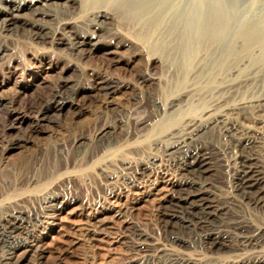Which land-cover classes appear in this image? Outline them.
I'll list each match as a JSON object with an SVG mask.
<instances>
[{
  "label": "bare ground",
  "instance_id": "bare-ground-1",
  "mask_svg": "<svg viewBox=\"0 0 264 264\" xmlns=\"http://www.w3.org/2000/svg\"><path fill=\"white\" fill-rule=\"evenodd\" d=\"M0 4L1 30L27 34L32 42L51 49L65 46L86 58L101 49L103 36L123 32L126 41L117 47L136 44L146 54L141 86L154 85L158 78L151 72L160 67L169 91L180 89L168 98V104L154 101L162 115L161 134L154 146L166 143L164 157L148 155L147 161L125 163L130 171L126 172L128 185L137 188L143 199L164 194L157 215L161 239L139 228H125L123 243L134 256L129 264H203L194 257L198 250L209 253L215 264H264V226L251 225L237 214L252 211L264 218V143L260 146L254 140V135L264 137V121L257 118L264 111V0H0ZM44 21L54 23V29H46L40 23ZM94 83L91 91L74 88L64 97L56 95L51 109L39 110L23 140L38 135L52 112H79V104L84 106L88 100L107 107V97L120 84L105 78ZM20 120L15 119L16 125ZM215 130L230 139L235 150L231 166L227 163L233 179L226 201L221 200L214 177L216 150L202 140ZM111 136L112 131L103 127L99 134L103 148L117 144ZM80 143L86 151L91 146ZM44 200L46 208H51L54 200L49 196ZM7 201L0 205V213L7 214H0V230L22 232L26 220ZM230 212L236 217H230ZM97 228L101 231L102 226ZM87 233L92 239L105 231ZM22 246L26 254L34 249ZM18 248L0 255V264H19Z\"/></svg>",
  "mask_w": 264,
  "mask_h": 264
},
{
  "label": "rangeland",
  "instance_id": "rangeland-1",
  "mask_svg": "<svg viewBox=\"0 0 264 264\" xmlns=\"http://www.w3.org/2000/svg\"><path fill=\"white\" fill-rule=\"evenodd\" d=\"M2 7L0 4V11ZM40 23H45L46 29H54L52 22ZM1 29L0 24V51L5 50L0 52V205L8 199L15 200L10 201L15 204L12 208L26 221L22 232L7 234L0 230V255L20 247L15 251V256L21 258L19 264L133 263L134 256L123 243L122 235L127 227H133L153 239H161L157 215L158 202L164 194L143 199L137 188L128 185L130 175L126 172L130 171L124 168L125 163L130 160L137 164L152 156H163L166 143L154 146L162 125L161 110L155 102L168 104V98L178 95L180 89L169 91L160 67L151 72L159 81L141 86L139 77L146 74L147 57L136 44L128 49L117 47L126 41L123 32L103 36L101 49L94 57L86 58L68 47L51 49L48 44L32 42L27 34ZM100 78L120 84L107 97V107L88 100L84 106L79 104V112L77 109L52 112L38 135L23 140L33 129L39 110L51 109L56 95L64 97L75 89L91 91ZM180 101L185 105V99ZM16 118L22 119L20 125H16ZM257 118L264 121V111ZM249 119L248 122L252 120ZM103 127L112 131V142L117 143L111 148H103L99 143ZM218 132L208 133L202 140L216 150L214 177L222 193L221 200L226 201L232 194L233 179L227 163L231 166L235 150L230 139ZM254 140L260 146L264 143L261 135H254ZM81 141L92 147L88 146L86 151ZM168 173L170 176L171 172ZM169 176L168 179L173 178ZM43 193L44 198L54 200L51 208H46ZM119 207L123 210L119 211ZM235 214L230 212L229 216L236 217ZM237 214L246 217L251 225L264 226V218L255 212ZM98 225L102 226L101 231ZM88 229L105 233L91 239ZM22 245H33L34 249L26 254L27 248H21ZM195 256L203 264L216 262L203 250L195 252Z\"/></svg>",
  "mask_w": 264,
  "mask_h": 264
}]
</instances>
